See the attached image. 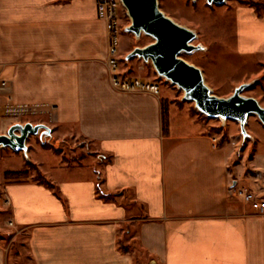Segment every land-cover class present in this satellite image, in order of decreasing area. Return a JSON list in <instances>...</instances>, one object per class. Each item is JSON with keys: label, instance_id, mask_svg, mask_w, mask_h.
<instances>
[{"label": "crops", "instance_id": "crops-1", "mask_svg": "<svg viewBox=\"0 0 264 264\" xmlns=\"http://www.w3.org/2000/svg\"><path fill=\"white\" fill-rule=\"evenodd\" d=\"M96 2L0 0L1 73L13 102L39 107L45 119L27 122L45 128L28 137L26 151L0 152L3 164L20 159L19 169L0 173V234L20 243L16 252L0 237V264H264V212L235 193L264 201V123L248 117L245 136L239 122L206 123L163 88L158 96L115 89ZM125 37L121 73L159 76L151 61L130 57L153 43ZM231 48L224 56L239 60L242 78L230 81L226 98L264 76V12L237 8ZM230 63L220 64L229 71ZM198 68L212 87L206 79L215 73ZM262 84L250 97L264 108ZM43 137L59 145L83 139L89 152L65 160ZM30 163L58 196L36 180H6Z\"/></svg>", "mask_w": 264, "mask_h": 264}, {"label": "rangeland", "instance_id": "rangeland-1", "mask_svg": "<svg viewBox=\"0 0 264 264\" xmlns=\"http://www.w3.org/2000/svg\"><path fill=\"white\" fill-rule=\"evenodd\" d=\"M264 5V0H226L222 5L219 4H209L206 0H158V5L160 9L166 14L167 17L171 18L178 25L194 32L196 34L195 40L192 44L196 47H199V50L192 51L190 53L183 52L180 56L190 65L196 67H203L207 70V75L209 76L212 72L215 78L206 79L209 84L212 93L218 97L226 98L224 94L231 92L232 80L242 78V71H240V63L236 58L224 56L225 48L230 49L235 38V13L237 8L241 6H248L254 8L258 13L259 11L255 5ZM125 11L126 15H123ZM264 12L261 10L259 14ZM117 16L121 21L122 35H126L125 41L131 43L132 45H141L146 46L150 43H154L155 40L146 35L141 34L137 37L135 34L127 31V28L131 26L132 19L128 14L126 7H123L120 3L117 4ZM123 40V39H122ZM232 49V48H231ZM229 59L231 61L228 68L229 71H224L222 69V60ZM264 76L256 82H252L251 85L247 86L243 92V97H250L260 94L258 86H262V81ZM150 82H158L161 85V89L167 90L170 93L171 97L176 99L178 104L186 105L190 109L199 114L200 119L206 121V123H211L218 125V127H223L224 123L230 122L232 120L224 119L221 117L213 118L206 116L200 112L196 106L195 102L187 101L185 99L184 91L173 84L171 81L165 79V77L157 76L150 79ZM168 101H164L162 105L167 106ZM44 119L43 115H31L27 114L18 118H9L5 120H0V134H9L10 130H16L18 128V123H27V122H42ZM215 131H219V128H212ZM43 146L46 149H53L57 154H63L65 160H77L80 161L85 157L86 153L89 152V147L83 139H78L77 141H66L59 145L58 142L54 141L48 137H43ZM53 141V142H52ZM1 149H6L7 155L11 154V148L1 147L0 152L2 155L6 156ZM9 157V156H8ZM20 159L15 158L9 162L1 163L0 161V173L3 170L8 169H19L20 168ZM31 164V163H30ZM28 174L24 180H36L38 179V168L37 166L31 164L27 165L25 170ZM5 200L2 191L0 190V201ZM1 214V213H0ZM0 237L8 238L7 241L12 242V237L5 234H0ZM15 241V240H14ZM13 250L19 251L20 243L18 241L12 242Z\"/></svg>", "mask_w": 264, "mask_h": 264}, {"label": "water", "instance_id": "water-1", "mask_svg": "<svg viewBox=\"0 0 264 264\" xmlns=\"http://www.w3.org/2000/svg\"><path fill=\"white\" fill-rule=\"evenodd\" d=\"M209 4L223 5L226 0H206ZM132 24L127 31L137 37L146 34L155 42L147 48H136L130 57H140L151 61L157 73L184 91L185 99L195 102L196 108L206 116L237 121L242 133L248 117L256 115L264 123V108L252 97H243L246 85L236 88L229 98H221L212 93L206 85L202 71L190 65L183 58V52L199 50L192 42L196 34L175 23L160 9L158 0H123ZM43 125L25 123L21 128L0 134V147L11 148L15 152L26 151V141L30 135H37Z\"/></svg>", "mask_w": 264, "mask_h": 264}, {"label": "built area", "instance_id": "built-area-1", "mask_svg": "<svg viewBox=\"0 0 264 264\" xmlns=\"http://www.w3.org/2000/svg\"><path fill=\"white\" fill-rule=\"evenodd\" d=\"M123 0H97V13L99 19L106 23V29L110 36L109 47V67L111 72V81L113 87L123 92L142 91L152 93L153 95H160L161 85L158 82L142 81L138 78H131L125 76L120 71L119 65V49L120 40L122 36L121 21L117 16V4L120 3L123 7ZM0 67V120L9 118H18L27 114L38 115L41 113L39 107L30 105H17L13 102L10 91L11 81L3 76ZM243 201L257 211L264 212V201L259 200L256 196L245 190L235 192ZM9 226L13 223L10 221Z\"/></svg>", "mask_w": 264, "mask_h": 264}, {"label": "trees", "instance_id": "trees-1", "mask_svg": "<svg viewBox=\"0 0 264 264\" xmlns=\"http://www.w3.org/2000/svg\"><path fill=\"white\" fill-rule=\"evenodd\" d=\"M255 7L257 8V10L259 11V13L261 12V10H264V5L261 6V5H255ZM168 112H167V106L165 107V105H163V130L165 133L167 132L166 130L168 129ZM31 165V164H29ZM28 173L26 171H20V172H8L6 173L5 175V178L7 181H22L24 180L26 177H28L27 175ZM38 179L37 181L41 184H44L46 186H48L49 188L53 189L56 191L55 187H53V185L48 181L46 180L43 175H41V172L38 171ZM98 193L99 195L106 199V200H111L112 199V195H108V194H105L102 190H101V187L98 188ZM56 194L58 196V192L56 191Z\"/></svg>", "mask_w": 264, "mask_h": 264}]
</instances>
